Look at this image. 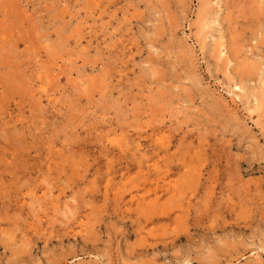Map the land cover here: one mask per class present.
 Instances as JSON below:
<instances>
[{
  "label": "rangeland",
  "instance_id": "374dc122",
  "mask_svg": "<svg viewBox=\"0 0 264 264\" xmlns=\"http://www.w3.org/2000/svg\"><path fill=\"white\" fill-rule=\"evenodd\" d=\"M85 262L264 264V0H0V264Z\"/></svg>",
  "mask_w": 264,
  "mask_h": 264
},
{
  "label": "bare ground",
  "instance_id": "6f19581e",
  "mask_svg": "<svg viewBox=\"0 0 264 264\" xmlns=\"http://www.w3.org/2000/svg\"><path fill=\"white\" fill-rule=\"evenodd\" d=\"M97 249V248H96ZM85 264H86V262H85Z\"/></svg>",
  "mask_w": 264,
  "mask_h": 264
}]
</instances>
